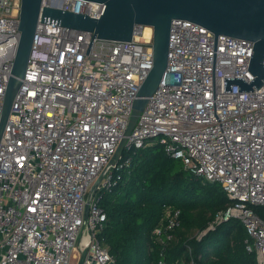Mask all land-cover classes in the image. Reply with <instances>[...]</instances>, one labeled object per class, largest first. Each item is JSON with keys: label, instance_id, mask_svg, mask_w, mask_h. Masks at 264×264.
I'll list each match as a JSON object with an SVG mask.
<instances>
[{"label": "built area", "instance_id": "built-area-1", "mask_svg": "<svg viewBox=\"0 0 264 264\" xmlns=\"http://www.w3.org/2000/svg\"><path fill=\"white\" fill-rule=\"evenodd\" d=\"M22 0H0V124L18 45ZM43 7L99 19L105 3L43 0ZM152 29V28H151ZM39 20L25 77L0 138V264H110L99 202L120 163L88 194L125 136L138 92L154 67L153 30L131 42ZM254 43L216 37L187 20L172 23L165 75L128 137L125 151L155 139L190 173L221 185L233 201L217 225L240 221L247 249L264 264V86L225 92V78H256ZM124 151V153H125ZM123 158V157H122ZM129 163V162H128ZM181 211L167 206L153 231L164 256ZM158 264H167L161 259ZM191 264H194L192 262Z\"/></svg>", "mask_w": 264, "mask_h": 264}, {"label": "trees", "instance_id": "trees-1", "mask_svg": "<svg viewBox=\"0 0 264 264\" xmlns=\"http://www.w3.org/2000/svg\"><path fill=\"white\" fill-rule=\"evenodd\" d=\"M122 162L127 165L115 173L116 185L99 202L107 215L101 236L116 264H158L161 259L167 264H258L238 220L198 238L233 205L220 184L190 173L155 142L125 151ZM167 206L181 211L180 227L161 256L153 231ZM256 210L264 217V208Z\"/></svg>", "mask_w": 264, "mask_h": 264}, {"label": "water", "instance_id": "water-1", "mask_svg": "<svg viewBox=\"0 0 264 264\" xmlns=\"http://www.w3.org/2000/svg\"><path fill=\"white\" fill-rule=\"evenodd\" d=\"M105 3L106 9L99 19L88 15L43 7V0H22L20 13L21 38L14 61L12 75L6 90L0 124V138L12 111L31 54L39 20L94 36L95 38L131 42L138 26L153 30L154 67L141 86L133 105L130 123L119 147L108 166L92 186L86 205V219L90 204L103 179L116 167L125 151L128 137L145 109L148 98L159 87L167 66L171 26L174 21L187 20L205 27L216 37L224 35L254 43L249 71L256 77L251 84L243 78H225V92L239 85V92L253 91L264 86V0H88ZM110 264H116L112 262Z\"/></svg>", "mask_w": 264, "mask_h": 264}, {"label": "bare ground", "instance_id": "bare-ground-1", "mask_svg": "<svg viewBox=\"0 0 264 264\" xmlns=\"http://www.w3.org/2000/svg\"><path fill=\"white\" fill-rule=\"evenodd\" d=\"M152 29L150 27H147V32L150 33Z\"/></svg>", "mask_w": 264, "mask_h": 264}, {"label": "rangeland", "instance_id": "rangeland-1", "mask_svg": "<svg viewBox=\"0 0 264 264\" xmlns=\"http://www.w3.org/2000/svg\"><path fill=\"white\" fill-rule=\"evenodd\" d=\"M157 141H158L157 139L154 140L155 143H156Z\"/></svg>", "mask_w": 264, "mask_h": 264}]
</instances>
